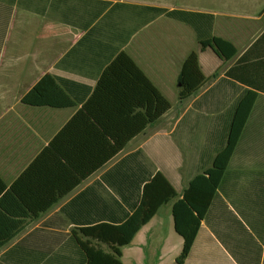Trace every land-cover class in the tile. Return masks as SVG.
Returning a JSON list of instances; mask_svg holds the SVG:
<instances>
[{
	"label": "crops",
	"instance_id": "crops-1",
	"mask_svg": "<svg viewBox=\"0 0 264 264\" xmlns=\"http://www.w3.org/2000/svg\"><path fill=\"white\" fill-rule=\"evenodd\" d=\"M248 92L183 264H264V0H0V264H177L172 206ZM157 172L178 196L117 257Z\"/></svg>",
	"mask_w": 264,
	"mask_h": 264
},
{
	"label": "trees",
	"instance_id": "trees-1",
	"mask_svg": "<svg viewBox=\"0 0 264 264\" xmlns=\"http://www.w3.org/2000/svg\"><path fill=\"white\" fill-rule=\"evenodd\" d=\"M154 12L176 16L185 21H190L189 18H186L187 15H193L185 11H166L160 8L154 9ZM200 46L202 49L211 47L216 53L222 52L227 58L236 53V48L230 42L214 36L201 39ZM46 77L49 78V76ZM189 91L191 90L186 89L182 96H185ZM254 97V93L248 92L239 102L224 147L215 155L212 167L190 181L182 197L177 198L176 190L160 172L155 173L145 182L140 201L134 211L121 224L115 226L119 233V239L116 241L117 246L113 247V252L117 257L121 255L120 247L130 243L134 234L152 218L162 204L177 198L172 206V215L174 228L183 238V246L175 262L177 264L184 263L194 243L200 222L208 208V198L214 194L219 184L252 108ZM8 236L6 238H10Z\"/></svg>",
	"mask_w": 264,
	"mask_h": 264
}]
</instances>
